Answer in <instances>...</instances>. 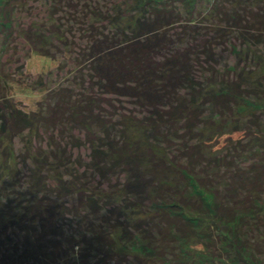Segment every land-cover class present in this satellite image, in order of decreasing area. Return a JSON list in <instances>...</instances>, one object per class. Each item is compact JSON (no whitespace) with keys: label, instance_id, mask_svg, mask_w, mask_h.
<instances>
[{"label":"trees","instance_id":"16d2710c","mask_svg":"<svg viewBox=\"0 0 264 264\" xmlns=\"http://www.w3.org/2000/svg\"><path fill=\"white\" fill-rule=\"evenodd\" d=\"M122 4L96 9L107 33L88 24L68 83L89 93L58 86L25 112L0 76V264H264V86L214 60L233 36L264 66V0H213L209 23L195 0Z\"/></svg>","mask_w":264,"mask_h":264},{"label":"rangeland","instance_id":"374dc122","mask_svg":"<svg viewBox=\"0 0 264 264\" xmlns=\"http://www.w3.org/2000/svg\"><path fill=\"white\" fill-rule=\"evenodd\" d=\"M18 1L19 4L13 3L14 11L10 12L7 9L8 16L12 17L11 21L13 22L11 29H8L9 32H12V36L6 38L0 34V76L4 78L1 90L5 91L3 96L9 101V104L25 112H34L42 110L46 96L50 92L58 90V86L72 88L69 89L72 90V97L76 93L84 94V91L89 93L91 90L89 84L84 87L74 86V82L68 83L77 73L75 63L79 59V49L87 46L88 42L84 38L91 34L88 24L91 23L90 26L93 25L98 32L107 33L108 31L104 29L110 31L113 28L108 23L109 21L96 20L97 17L94 14L97 12L96 9L102 14L109 13L110 16L116 14L117 7L128 14L129 9L122 4V0H78L81 5L78 11L71 12L66 9L67 5H65L63 10H58V13L52 16L51 12L54 9L50 5L53 3L52 0ZM212 1L195 0V4L199 3L197 6L199 17L203 20L208 19L207 23H209V18L205 17L209 15V9L212 10ZM130 6L134 7V4L132 3ZM203 24L204 22L197 25L201 27ZM205 25L207 24L205 23ZM26 31H29L28 34L31 32L29 35L32 38L33 35L34 38L47 36V43L45 45L36 44V41L35 44L30 43L26 40ZM55 32H62V41L55 39ZM228 39L226 46L219 47L214 53V60L216 64L219 63L222 72L224 69L235 67L243 77L249 76V86L253 87L257 84L264 86L263 81H260V76H264V66H256L250 60L249 49L243 46L241 38L231 36ZM249 44L251 45V43ZM251 46L253 56L256 51H259L257 48L261 46ZM124 107L129 110L133 109L131 105H124ZM25 139L24 136H17L12 140L13 143L9 145L8 149L12 159L15 160V157L22 155ZM22 168L24 170V166Z\"/></svg>","mask_w":264,"mask_h":264}]
</instances>
